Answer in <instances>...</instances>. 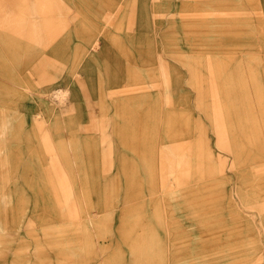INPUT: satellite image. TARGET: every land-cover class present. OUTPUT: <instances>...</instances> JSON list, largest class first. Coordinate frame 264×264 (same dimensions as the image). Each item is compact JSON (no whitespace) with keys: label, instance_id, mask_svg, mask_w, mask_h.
<instances>
[{"label":"rangeland","instance_id":"374dc122","mask_svg":"<svg viewBox=\"0 0 264 264\" xmlns=\"http://www.w3.org/2000/svg\"><path fill=\"white\" fill-rule=\"evenodd\" d=\"M263 70L264 0H0V264H264Z\"/></svg>","mask_w":264,"mask_h":264},{"label":"bare ground","instance_id":"6f19581e","mask_svg":"<svg viewBox=\"0 0 264 264\" xmlns=\"http://www.w3.org/2000/svg\"><path fill=\"white\" fill-rule=\"evenodd\" d=\"M38 35V34H37ZM36 35V36H37ZM261 65V64H260ZM263 69V68H262ZM165 71V70H164ZM264 71V70H263ZM119 75V74H118ZM118 75H114V77L115 78H113V83H118V82H120V81H122V77H120V76H118ZM264 75V74H263ZM129 77L132 79V77H133V75H129ZM132 84V83H131ZM135 85V84H134ZM75 114V113H74ZM188 146V145H187ZM178 148H180V147H177V150H178ZM182 149V148H181ZM188 149V148H187ZM186 150V149H185ZM178 152V151H177ZM172 153H174V152H172ZM179 153H180V151H179ZM181 154V153H180ZM183 155V154H182ZM184 157V156H183ZM186 160H187V158H186ZM181 161V160H180ZM187 162V161H186ZM169 165H171L172 167H174V165H175V163L172 161H170V164ZM156 182V181H155ZM152 184V183H151ZM154 184V183H153ZM153 184L151 185V186H153ZM154 187V186H153ZM152 190V189H151ZM154 193V192H153Z\"/></svg>","mask_w":264,"mask_h":264},{"label":"crops","instance_id":"0c3cea01","mask_svg":"<svg viewBox=\"0 0 264 264\" xmlns=\"http://www.w3.org/2000/svg\"><path fill=\"white\" fill-rule=\"evenodd\" d=\"M118 76H120V77H122V78H123V76H121L120 74H119ZM118 83H120V82H118Z\"/></svg>","mask_w":264,"mask_h":264}]
</instances>
